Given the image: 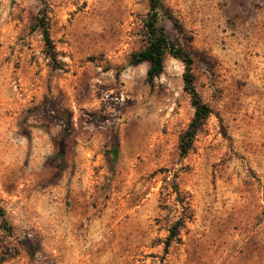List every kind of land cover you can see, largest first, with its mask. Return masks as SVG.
Returning <instances> with one entry per match:
<instances>
[{
	"label": "rangeland",
	"instance_id": "obj_1",
	"mask_svg": "<svg viewBox=\"0 0 264 264\" xmlns=\"http://www.w3.org/2000/svg\"><path fill=\"white\" fill-rule=\"evenodd\" d=\"M148 2L0 0V264H264V0H163L211 111L185 157L183 63L132 62Z\"/></svg>",
	"mask_w": 264,
	"mask_h": 264
},
{
	"label": "trees",
	"instance_id": "obj_2",
	"mask_svg": "<svg viewBox=\"0 0 264 264\" xmlns=\"http://www.w3.org/2000/svg\"><path fill=\"white\" fill-rule=\"evenodd\" d=\"M148 3L149 10L147 16L143 20V29L147 37V44L141 50L132 55V62L134 64L144 61L148 62L149 67L146 73V81L151 85L155 76L163 70L164 59L167 55L174 57L183 63V89L190 95L191 105L194 108L193 116L185 131L181 134L178 144L179 156L185 157L192 147L197 131L200 129L204 120L208 117L211 111L209 106L202 101L194 86V76L192 72L193 57L186 49L172 41L167 36L165 27L160 23L162 16L170 19L172 18L170 9L165 5L163 0H149ZM37 27L41 30L46 47V54L53 61V66L57 67L58 62L53 50L52 39L49 35L45 12H43L39 17ZM112 152L115 157L117 149L113 148ZM54 156L58 157L62 161L65 158V144L63 136L60 137L57 142V149ZM179 226L180 222L178 221L171 227L170 234L165 241V249H167L173 238L177 236ZM0 229L8 234L12 232V228L9 225L8 220L5 218L4 212L1 208Z\"/></svg>",
	"mask_w": 264,
	"mask_h": 264
}]
</instances>
